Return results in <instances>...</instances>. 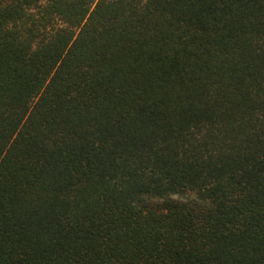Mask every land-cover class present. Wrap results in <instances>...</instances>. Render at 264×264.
Instances as JSON below:
<instances>
[{"label":"trees","instance_id":"16d2710c","mask_svg":"<svg viewBox=\"0 0 264 264\" xmlns=\"http://www.w3.org/2000/svg\"><path fill=\"white\" fill-rule=\"evenodd\" d=\"M0 264H264V0H0Z\"/></svg>","mask_w":264,"mask_h":264}]
</instances>
